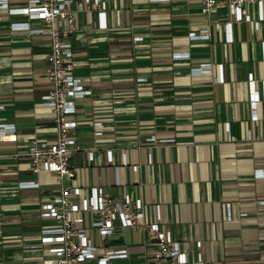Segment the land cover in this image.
<instances>
[{
  "label": "crops",
  "instance_id": "crops-1",
  "mask_svg": "<svg viewBox=\"0 0 264 264\" xmlns=\"http://www.w3.org/2000/svg\"><path fill=\"white\" fill-rule=\"evenodd\" d=\"M28 1L6 0L10 8ZM104 1L106 29L84 0L71 6L72 74L90 94L75 99L68 116L76 122L68 131L76 169L63 184L80 187L82 197L100 186L140 198L144 221H158L159 213L160 228L171 232L189 261L201 253L204 264H264V175L256 174L264 172V21L258 29L241 21L232 22L231 32L218 31L211 23L232 17L225 9L203 14L200 0ZM0 16V122L12 124L16 135L0 141V264H56L40 243L42 231L56 223L39 208L59 182L54 173H33L27 157L14 156L56 131L52 110L41 102L50 39L9 28L25 15L0 8ZM207 24L209 38L189 37ZM204 64L211 73L199 70ZM220 64L219 83L213 78ZM252 92L258 94L256 120ZM27 181L38 185L20 186ZM88 237L98 256L125 250L113 264H158L155 240L141 227L116 222L109 236L89 228Z\"/></svg>",
  "mask_w": 264,
  "mask_h": 264
},
{
  "label": "built area",
  "instance_id": "built-area-1",
  "mask_svg": "<svg viewBox=\"0 0 264 264\" xmlns=\"http://www.w3.org/2000/svg\"><path fill=\"white\" fill-rule=\"evenodd\" d=\"M75 0H29L28 5L20 8H10L6 0H0V8H5L9 15H25L27 20L11 22V30H25L29 33L44 34L50 39V51L47 56L48 88L41 96V102L49 107L54 116L56 131L52 138L33 139L27 148L14 156H25L29 159L32 172L40 171L54 173L59 187L50 200L40 204L39 213L43 218H48L56 226L44 229L40 243L48 252L55 255L56 264H113L111 259L125 256V250L106 251L103 255L96 254L97 247L91 244L88 229H96L101 237H107L114 232L115 223L121 227H141L155 240L156 251L154 260L158 264H204L201 253L197 254L195 261H189L186 254L179 248L169 230L160 228V214L156 222L144 221L143 202L140 198H133L127 191L120 195H113L100 186L90 188L87 197L81 196L78 186L64 185L63 179L71 180L75 176V165L71 163V149L74 140L69 135V129L76 122L68 119L75 111L74 102L90 94V90L81 84V80L72 74L73 51L69 40L70 35L76 30L75 14L72 4ZM87 7L96 11L98 27L106 29L105 14L107 3L104 0H84ZM252 5V13L246 6ZM218 9H225L232 17V21H214L211 25L218 31L231 32L232 22H251L258 29L264 21V0H200V10L205 15H210ZM1 18V16H0ZM38 22L36 27L32 22ZM61 24V26L58 25ZM210 26L207 24L198 33L190 32L189 37L209 38ZM231 41V36L226 39ZM264 43V42H263ZM175 55H186L175 54ZM201 72L211 73L210 64L199 67ZM224 74L222 65L219 73L214 76V82H223ZM251 81V76H250ZM258 94L251 93V118L257 119L256 101ZM2 105H0V108ZM95 126L100 122H95ZM228 127V126H226ZM12 124L0 122V141L13 142L16 139ZM95 134H99L96 129ZM107 162H112L110 150L106 151ZM89 160H93V153L89 152ZM123 163L125 158L123 157ZM151 162V158H149ZM137 166H133L136 170ZM257 175L264 172L257 171ZM116 184L119 182L116 180ZM34 181L22 182L21 187H37ZM264 204V200L259 202ZM228 207V204H227ZM87 218L88 226L81 224V218ZM231 214L227 213V219ZM198 245H200L198 243Z\"/></svg>",
  "mask_w": 264,
  "mask_h": 264
},
{
  "label": "rangeland",
  "instance_id": "rangeland-1",
  "mask_svg": "<svg viewBox=\"0 0 264 264\" xmlns=\"http://www.w3.org/2000/svg\"><path fill=\"white\" fill-rule=\"evenodd\" d=\"M252 10V9H251ZM251 13H252V11H251Z\"/></svg>",
  "mask_w": 264,
  "mask_h": 264
}]
</instances>
